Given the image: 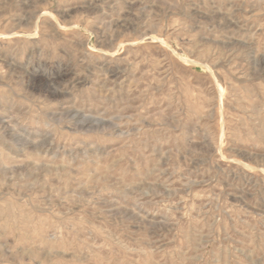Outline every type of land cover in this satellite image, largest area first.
Segmentation results:
<instances>
[{"label": "rangeland", "instance_id": "374dc122", "mask_svg": "<svg viewBox=\"0 0 264 264\" xmlns=\"http://www.w3.org/2000/svg\"><path fill=\"white\" fill-rule=\"evenodd\" d=\"M0 264H264V0H0Z\"/></svg>", "mask_w": 264, "mask_h": 264}]
</instances>
